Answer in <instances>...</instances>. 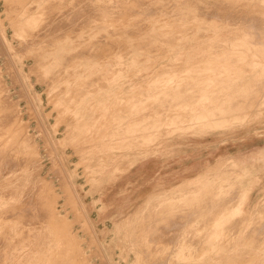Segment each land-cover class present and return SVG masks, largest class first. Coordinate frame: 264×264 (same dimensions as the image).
I'll return each instance as SVG.
<instances>
[{
    "label": "rangeland",
    "instance_id": "rangeland-1",
    "mask_svg": "<svg viewBox=\"0 0 264 264\" xmlns=\"http://www.w3.org/2000/svg\"><path fill=\"white\" fill-rule=\"evenodd\" d=\"M6 1L0 0V45L3 48L0 47V85L3 82L0 93L3 92L4 87L7 89L0 97L5 94L10 105L5 104L7 103L6 98L3 100L1 97L0 100L4 101V103L1 102L4 108L7 106L10 111L11 107L9 114L13 116L6 115L8 109H5V113L0 105V111L3 109L0 116L3 112L4 117L5 115L7 117L5 120L9 121L10 118V123L6 120L4 124V117H0V132H2L0 140L5 137L7 129H11V133L16 134L14 136L16 142L20 141V136L25 135L26 139L24 137L23 142L19 143L23 148L19 150V152L23 151L20 156L16 152L17 147L14 151L11 145L13 141H10L9 145L13 147L10 150L14 151V154H12L13 151L10 153L11 159L6 154L10 151L5 150L7 143L0 142L2 144L0 151L1 149L5 151L0 153V175L3 174L0 176V248L3 244L0 249V258H2L0 263L15 264L17 261L16 264L19 262V264H66L68 261L69 264L70 262H73L72 264H171V262L172 264H264V49L262 47L264 45V0H146L147 2L140 0L143 6L137 0L135 4L133 0H113L115 3L113 5L112 0H103L105 4L102 0L99 2L98 0H82V2L76 0V4L79 3L77 5L70 4L73 0H8V3ZM15 1H19L18 5ZM85 1L88 8H86ZM93 2L95 8L92 5ZM50 4L52 9L57 7L54 6L55 4H60L62 10L57 7L52 14ZM136 4L141 5V8ZM167 4V9L163 11L161 7ZM67 6L70 7H68L69 10ZM26 7L29 10H25ZM41 7L44 11L50 8V13L46 10L43 18ZM83 7L86 8L84 13L87 14L80 13L84 10ZM146 7H148L146 11L150 9L151 12L153 9L154 14L150 15L149 11L146 12ZM65 8L67 10L63 14L62 11ZM108 8L113 13V16L108 13V17L110 15L111 18L113 17L112 19L109 17L112 22L108 17V21L104 20L103 16H101L103 20L99 21L100 17L96 18L98 17L97 12L101 10V15H103V12H108ZM132 8L138 12L131 13ZM39 9L42 10L41 15ZM75 9L79 12L77 13ZM113 9L117 10L115 14ZM192 9L195 11L193 12ZM118 10L121 15L118 14ZM141 10L142 12H139ZM125 11H129L130 14L128 12L127 14L132 16L125 14V18ZM90 12L96 16L94 17V14ZM199 12L201 15L198 16ZM79 13L82 17H79ZM207 14H209L208 17ZM46 15L49 17V22H47ZM51 15L54 17L52 18ZM73 15L77 16L79 26L77 23H72L76 21ZM83 15L88 22L90 20V26L87 21H84ZM116 15L120 16V20L123 17L124 21L122 20L121 23L118 18L115 20ZM202 15L203 19L201 18L202 21H200L199 17ZM55 16L56 19H54ZM66 16L69 18L71 16L72 21ZM180 16H182L183 24H180ZM29 17H31L30 20L36 22L34 21L31 25V29L34 30L33 32L31 30V34H33L30 35L29 32L30 37L26 38L25 35L28 30L30 31V25L27 24H31ZM59 19L63 24L67 22L68 26L73 25L65 29L66 25L62 24V26ZM79 19L84 24H80ZM166 19L168 21L170 19V22ZM114 20L116 23L113 22ZM133 20L135 26L140 25L141 30L140 27L133 26ZM184 20L187 23L189 20V24H184ZM130 21L133 22L129 23ZM37 22L40 27L39 24L35 26ZM138 22L143 26V22L147 23L143 27ZM51 24L53 28L50 29ZM128 24L129 27L132 26L130 31L129 28L127 29ZM18 25L21 30L23 29L22 31ZM75 25L78 27L76 28ZM45 26L48 30H44ZM57 26L64 30H59ZM134 28L138 31H133ZM35 29L39 31L35 33ZM72 29L76 31L73 32ZM49 30L50 32L54 30V34L57 32L59 38L49 36ZM109 30H113L114 33L110 34ZM14 31L22 36L25 35L23 37L16 35ZM43 31L46 33L42 35ZM178 31L182 33H177ZM254 31L259 35L262 33L261 36L257 38L258 34L253 33ZM38 33L41 35L39 41L35 39L39 38ZM176 33L178 38L174 37ZM50 34H53V31ZM159 34H161L160 38ZM163 35H167L165 39L171 40L172 43L169 41L166 44ZM155 37L158 39V44ZM147 39H151L149 42L152 41L153 46L160 44L159 48L155 46L156 49L150 45ZM142 41L145 44H142ZM253 43L257 47H254ZM110 45L113 49H110ZM138 46L139 49H137ZM145 46H150L151 50L155 49L154 51L157 52L150 50L147 53L149 48ZM68 48L70 50L67 51ZM244 48L247 49L244 50ZM258 49L260 51L256 52ZM99 50L103 53L99 54ZM258 53L263 54L262 59ZM222 58L225 61L221 62ZM60 59L65 60L69 71H75L69 84H64L62 81L59 83L58 78V82L53 81L56 70H52L51 67L54 68L57 61L60 63ZM199 62L202 64L198 66ZM205 63L206 65H203ZM247 64L248 67H246ZM103 70L107 75L102 72ZM99 75L102 80L97 81V87L95 85L94 89L93 85ZM92 76L93 80H91ZM160 78L163 80L160 81ZM260 78L263 80L261 81ZM255 83L258 84L257 89L259 90H255ZM20 84L23 85L20 87ZM259 84L263 87L261 88ZM22 87L24 91L21 90ZM193 87L198 91H194ZM186 92L189 96L192 95V99ZM173 101L175 103L181 101L180 106ZM13 107L17 112V117H15ZM160 108L165 111L158 110ZM12 118H14L13 122ZM16 118H20L19 122ZM4 126L7 128L5 129ZM179 138H187L190 141L189 147L187 146L189 148L187 153L190 154L188 163L195 168V173L190 174L188 180L209 168L211 170L187 188L181 187L182 191L186 190V192L162 194L161 196L138 193L137 177L128 176L134 171L131 169L133 165L146 160L154 150L160 148L159 146L175 143ZM28 141L34 148L29 144L32 149L29 150L28 147V150L25 149ZM19 145L17 143L18 149ZM26 151L29 153L28 159ZM22 156L26 159L23 157L24 160L21 161ZM1 159H5L6 165L1 162ZM225 160H232L233 164L224 162ZM12 162H15L14 165ZM17 162L20 167L22 166L21 170ZM16 164L19 167L17 170ZM10 168L12 174L9 172ZM5 169L8 170L9 177ZM22 169L23 172H21ZM17 174L21 175L18 177ZM5 177L14 179H7L10 182H3L6 180ZM147 191L150 193L151 189ZM22 192H25L27 197H22L25 195ZM20 195L23 204L25 205V202L27 204L25 205L27 210L22 203H19ZM214 200H216L215 203ZM226 200L229 202L226 203ZM14 201L17 204L13 206ZM27 201L30 203L28 204ZM8 204L12 206L9 207ZM207 205L211 209L208 210ZM217 205L221 206V210ZM11 207L13 210L9 209V211L8 208ZM43 207L48 211L43 210ZM47 207L51 208V212ZM28 208L35 216L30 215ZM169 210L171 212L168 215ZM9 212L11 214L7 217ZM47 212L49 215H46ZM43 213L45 216L41 217ZM12 214L17 217V221L12 218ZM21 217H25L24 220L22 219L23 222H21ZM184 217L187 220H184ZM231 217H233V225L229 224L228 228ZM28 221L30 224L27 223ZM157 221H160V224ZM184 221L187 225L185 227L180 225L181 223L184 225ZM188 221L191 224H188ZM18 222H21L23 228L25 227L23 224L28 225L23 232L20 231L22 227ZM165 222L171 225L167 226ZM17 223L20 226L19 230L18 225L15 226ZM145 223H147L146 229H150L149 234L146 229H143ZM209 223L213 226L211 227L212 224L209 225ZM12 224L14 226H12L11 233ZM2 225H5L4 227L9 225V230L7 227L4 229ZM152 225L156 228L151 229ZM148 226L151 227L147 228ZM173 227L174 230H172ZM168 228L170 231H179L177 235L172 232V240H170L171 233ZM216 229L218 235L214 232ZM2 230L4 234L8 232L10 236L3 234L4 237H2ZM15 230L20 235H24V239L20 236L22 241L18 239L19 233L18 236L17 233L16 235L15 232L13 233ZM30 230L34 239L31 238L33 235L30 234ZM154 231L161 236L159 237L158 233L156 235ZM168 231L169 238L167 237ZM252 234L255 236L251 237ZM69 237L70 240H67ZM1 238L6 244L2 243ZM156 239L159 242L156 243ZM17 242L22 243L24 247L13 252L11 248ZM151 244L153 246L151 249L155 250V253L153 250L150 251ZM155 244H158L161 249L159 250ZM33 247L36 249H31V251L30 248ZM77 248L80 250L75 251ZM69 252L74 256L77 254L74 257L76 262ZM64 260H67L66 263Z\"/></svg>",
    "mask_w": 264,
    "mask_h": 264
},
{
    "label": "bare ground",
    "instance_id": "bare-ground-1",
    "mask_svg": "<svg viewBox=\"0 0 264 264\" xmlns=\"http://www.w3.org/2000/svg\"><path fill=\"white\" fill-rule=\"evenodd\" d=\"M78 1H79V0H78ZM80 1L82 2V0H80ZM99 1H100V0H98V2H99ZM128 1H130V0H128ZM135 1H136V0H133L134 4H135ZM137 1H138V3H139L140 0H137ZM137 1H136V2H137ZM142 1H143V0H142ZM145 1H146V0H144V2H145ZM147 1H148V0H147ZM147 1H146V2H147ZM152 1H154V0H152ZM152 1H151V2H152ZM4 2H5V1H4ZM6 2L8 3V0H7ZM15 2H16V4L18 5V2H19V1H18V2L15 1ZM81 2H80V4H81ZM11 3H12V2H11ZM13 3H14V2H13ZM13 3H12V4H13ZM55 3H56V2H55ZM66 3H67V1H66ZM66 3H64V4H66ZM102 3H103V0H102ZM106 3H107V1H106ZM113 3H114V2H113V0H112V5H113ZM124 3H125V1H124ZM124 3H123V4H124ZM140 3H141V1H140ZM51 4H54V3L51 2ZM51 4H50V6H51ZM61 4H62V2H61ZM70 4H74V5H75V4H76V0H75V2H74V0H73V2H71ZM77 4H79V3H77ZM77 4H76V5H77ZM93 4H94V2L92 3V5H93ZM96 4H97V3H96ZM103 4H105V2H104ZM114 4H115V3H114ZM116 4H117V3H116ZM120 4H122V3H120ZM141 4H142V6H143V2H142ZM165 4H166V3H165ZM5 5H7V4H5ZM58 5H59V6H58ZM58 5L55 4L54 6H55V7L57 6V7L61 8L60 4H58ZM66 5H67V4H66ZM85 5H86V8H88V5H87L86 1H85ZM107 5H108V3H107ZM112 5H111V6H112ZM145 5H146V4H145ZM173 5H174V4H173ZM10 6H11V5H10ZM62 6H64V5H62ZM78 6H79V5H78ZM80 6H81V5H80ZM80 6H79V8H80ZM82 6H84V5L82 4ZM82 6H81V8H82ZM101 6H102V4H101ZM103 6H104V5H103ZM134 6H135V5H134ZM136 6H139V7H140L141 5H137V4H136ZM160 6H161V5H160ZM167 6H168V4L165 5L164 7H161V8H163L162 10L164 11L165 8L167 9ZM7 7H8V6H7ZM11 7H12V6H11ZM19 7H20V6H19ZM33 7H34V6H33ZM33 7H32V8H33ZM57 7L54 8V9H52L53 7L51 6V9H52V10H50V8H49V9H45V11H46V10H48V11L50 10V11H52V14H54V13H53V10L56 11V10H57ZM64 7H66V6H64ZM64 7H63V9H64ZM68 7H69V6H67V9H68ZM73 7H74V6H73ZM93 7H94V5H93ZM112 7H113V6H112ZM30 8H31V7H30ZM32 8H31V9H32ZM44 8H45V7H44ZM59 8H58V10H59ZM69 8H70V7H69ZM83 8H84V10H83L82 12H80V13H82V14H87L86 12L84 13V11L86 10V8H85V7H83ZM94 8H95V7H94ZM114 8H115V7H114ZM140 8H141V7H140ZM168 8H169V7H168ZM9 9H10V7H9ZM11 9H12V8H11ZM13 9H14V8H13ZM24 9H25V10H29V8L27 9V7L24 8ZM41 9H43V8L41 7ZM41 9H39V10H40V11H39V14H40V12L42 11ZM67 9L65 8V10L62 11V13L64 14V12H65ZM73 9H74V8H73ZM89 9H90V8H89ZM100 9H101V7H100ZM100 9H98V10H100ZM110 9H111V8H110ZM143 9H144V8H143ZM143 9H142V10H143ZM146 9H148V7L145 8V11H146ZM61 10H62V8H61ZM68 10H69V9H68ZM71 10H72V8H71ZM75 10H76V12H77V11L79 12V10H77V9H75ZM87 10H88V9H87ZM91 10H92V9H91ZM91 10H90V11H91ZM98 10H97V11H98ZM135 10H136V9H133V8H132V9H131L132 12H131V11H130V12H131V13L134 12V14H136V12H138V11H137V10L135 11ZM138 10H139V9H138ZM142 10L139 11V12H142ZM152 10H153V9H152ZM152 10H151V12H150V9H149V10H148L149 12H148V11H146V12L150 13V15H151V13L154 14V12H152ZM162 10H161V11H162ZM193 10H194V9H192V11H193ZM227 10H228V9H227ZM227 10H225V11H227ZM22 11H23V10H22ZM45 11H44V9H43V12L41 13L42 15L40 14V15L42 16V18H43V16H44L43 14L45 13ZM50 11H49V13H50ZM80 11H81V9H80ZM93 11H95V10H93ZM97 11H96V12H97ZM103 11H104V8H103ZM113 11H114V14H115L117 10L113 9ZM119 11H120V10H118V14L121 13V12H119ZM143 11H144V10H143ZM174 11H175V10H174ZM194 11H195V10H194ZM194 11H193V12H194ZM209 11H210V10H209ZM213 11H214V10H213ZM213 11H212V12H213ZM10 12L12 13V11H10ZM14 12H15V11H14ZM57 12H58V11H57ZM60 12H61V11L59 10V13H60ZM72 12H73V11H72ZM72 12H69V13H72ZM78 12H77V13H78ZM122 12H123V11H122ZM127 12L129 13V11H127ZM127 12L125 11L124 15H125V14L128 15ZM146 12H145V14H146ZM169 12H170V11H169ZM169 12H168V13H169ZM221 12H223V11H221ZM230 12H231V11H230ZM263 12H264V11H263ZM25 13H27V12L25 11ZM74 13H75V12H74ZM77 13H76V15H77ZM80 13H79L78 15H79V17H82V16L80 15ZM90 13L92 14L93 12H90ZM97 13H98V14H97L98 17H96V18H99V17H100L99 21H101V19H102L101 16H103V18H105L104 20H107V21H108V19H107V17H108V13L111 14V15L113 16V13H112V11H109V8H108V12H107V11L103 12V15H101V10L98 11ZM105 13H107V15H104ZM158 13H159V12H158ZM161 13H163V12H161ZM186 13H187V11H186ZM196 13H197V12H196ZM199 13H200V12H199ZM207 13H208V12H207ZM55 14H56V13H55ZM57 14H58V13H57ZM93 14H94V13H93ZM93 14H92V15H93ZM99 14H100V15H99ZM129 14H130V13H129ZM170 14H171V13H170ZM190 14H191V13H190ZM212 14H213V13H211V15H212ZM7 15H8V13H7ZM21 15H22V14H21ZM36 15H37V13H36ZM36 15H34L35 17H34V16H33V17L36 18ZM69 15H70V14H68V16H69ZM111 15H110V16H111ZM120 15H121V14H120ZM126 15H125V18H126ZM156 15H158V14L156 13ZM184 15H185V14H184ZM191 15H192V14H191ZM195 15H196V14H195ZM199 15H201V13L198 14V16H199ZM205 15H206V13L204 14V16H205ZM208 15H209V14H207V17H208ZM221 15H222V13H221ZM41 16H40V19H41ZM49 16H50V15H49ZM62 16H63V15H62ZM83 16H84V21H87L88 19H86L85 15H83ZM86 16H87V15H86ZM95 16H96V15L94 14V17H95ZM110 16H109V17H110ZM128 16L130 17V16H132V15H128ZM161 16H162V14H161ZM171 16H172V15H171ZM182 16H183V15H182ZM182 16L179 17L180 20H181ZM186 16H187V15H186ZM47 17H48V16L46 15L47 22H49V20H48L49 17H48V18H47ZM51 17L53 18L54 16L51 15ZM66 17H67V16H66ZM73 17H76V21L78 20V19H77V16H74V15H73ZM79 17H78V18H79ZM87 17L89 18V16H87ZM109 17H108V18H109ZM119 17H120V16H119ZM119 17H118V15H116V18H115V16H114L115 20L118 18V19H119V22H121V21L123 20V17H122V20H120ZM156 17H157V16H156ZM184 17H185V16H184ZM184 17H183V19H184ZM188 17H189V15H188ZM188 17H187V18H188ZM194 17H195V16H194ZM202 17H203V15H202L201 17H199V18H200V21H202V19H203ZM223 17H224V15H223ZM30 18H31V17H29V19H28V18H27V19L30 20ZM34 18H33V19H34ZM37 18H38V17H37ZM44 18H45V17H44ZM57 18H58V15H57ZM67 18H69V17H67ZM90 18H91V17H90ZM110 18H111V17H110ZM110 18H109V20H110ZM112 18H113V17H112ZM112 18H111V19H112ZM125 18H124V19H125ZM159 18H160V17H159ZM179 18L177 17V19H179ZM195 18L198 20L197 17H195ZM201 18H202V19H201ZM54 19H56V16H55ZM69 19H71V21H72L71 16H70ZM81 19H82V18H81ZM85 19H86V20H85ZM118 19H117V20H118ZM128 19H129V18H128ZM167 19H168V18H167ZM167 19H166V20H167ZM185 19H186V17H185ZM206 19H207V18H206ZM208 19H209L210 21L212 20V19H210V17H209ZM208 19H207V21H208ZM36 20H37V19H36ZM42 20H43V19H42ZM42 20H41V21H42ZM44 20H45V19H44ZM51 20H53V19H51ZM59 20H60V19H59ZM59 20H58V21H59ZM73 20H75V19H73ZM102 20H103V19H102ZM115 20H114L113 22L116 23ZM129 20H130V19H129ZM140 20H141V19H140ZM180 20H179V21H180ZM190 20H191V18H190ZM194 20H195V19H194ZM222 20H223V18H222ZM230 20H231V19H230ZM16 21H17V19L15 20V22H16ZM34 21H35V20H30L31 24H30V23H27V24L30 25V27H29V28H30V31L28 30L27 35L24 34V35L26 36V38H27V36L30 37V35L33 34V33L31 34V30H32V32L34 31L33 29H31V25H32V23H33ZM58 21H57V22H58ZM60 21L62 22V20H60ZM60 21H59L58 23H60ZM65 21H66V19H65ZM69 21H70V20H68V22H69ZM76 21H74V22L72 21V23H73V24H75V23L78 24V21H77V22H76ZM79 21H80V22H79L80 24H84V23H81V20H80V19H79ZM82 21H83V20H82ZM99 21L97 20V22H99ZM110 21H111V20H110ZM110 21H109V22H110ZM123 21H124V20H123ZM126 21H127V20H126ZM133 21H134V20H133ZM133 21H132V22H133ZM137 21H138V19L136 20V22H137ZM167 21H168V20H167ZM171 21H172V20H171ZM215 21H216V20H215ZM23 22H24V21H23ZM26 22H27V21H26ZM35 22H36V21H35ZM39 22H40V20H39ZM47 22L45 21L46 25H47ZM87 22H88V21H87ZM93 22H94V20H93ZM111 22H112V21H111ZM117 22H118V21H117ZM119 22H118V24H119ZM132 22L130 21L129 23H132ZM168 22H170V19H169ZM182 22H183V20L180 21V24H181ZM184 22H185V20H184ZM198 22H199V21H197V23H198ZM213 22H214V20H213ZM228 22H229V21H228ZM17 23H18V22H17ZM17 23H15V24H17ZM41 23H43V22H41ZM45 23H44V25H45ZM53 23H54V21H53ZM66 23H67V22H65V24H63V22L61 23V25H62V24H63V25H66V28H65V29H67V27H68V29H69V26H70V25H73V24H69V26H68ZM70 23H71V22H70ZM121 23H122V22H121ZM138 23H139V22H138ZM146 23H147V22H146ZM146 23L143 22L144 26H145ZM186 23H187V22H185L184 24H186ZM194 23H195V22H194ZM202 23H203V22H202ZM205 23H206V20H205ZM219 23H220V22H219ZM236 23H237V22H236ZM236 23H235V24H236ZM0 24H1V21H0ZM15 24H14V25H15ZM21 24H22V23H21ZM21 24H20V25H21ZM24 24H25V23H24ZM38 24H39L38 22H37V24L35 23V26L38 25ZM55 24H56V22H55ZM77 24H76V25H77ZM118 24H117V25H118ZM132 24H134V25H133L134 27H137V26H135V21H134V23H132ZM139 24H141V26H143L142 23H139ZM182 24H183V23H182ZM188 24H189V20H188L187 25H188ZM216 24H218V22H217ZM20 25H18V27H19ZM42 25H43V24H41V27H42ZM52 25H53V24H51L50 29H51ZM56 25H59V24H56ZM56 25H55V26H56ZM63 25H62V26H63ZM76 25H75V26H76ZM114 25L116 26V24H114ZM114 25H113V27H115ZM119 25H120V24H119ZM136 25H138V24L136 23ZM26 26H27V25H26ZM62 26H61V27H62ZM78 26H79V24H78ZM78 26H76V28H77ZM88 26H90V20H89V22H88ZM127 26H128L127 29L129 28L128 30L130 31V30L132 29V26L129 27V24H128ZM144 26H143V27H144ZM231 26H232V25H231ZM32 27H33V26H32ZM39 27H40V24H39ZM43 27H44V26H43ZM43 27H42V28H43ZM57 27H58L59 30H64V28H59V26H57ZM138 27H140V25H139ZM138 27H137V28H138ZM185 27H187V26L185 25ZM192 27H193V26H192ZM263 27H264V26H263ZM36 28H37V27H36ZM42 28H41V29H42ZM46 28H47V27L45 26L44 30H45ZM52 28H53V27H52ZM54 28H55V27H54ZM76 28H75V29H76ZM82 28H83V27H82ZM130 28H131V29H130ZM14 29H15V28H14ZM19 29H20V27H19ZM55 29H56V28H55ZM58 29H57V30H58ZM75 29H74V30L72 29V31H73V32L76 31ZM121 29H122V28H121ZM141 29H142V28L140 27V30H141ZM185 29H187V28H185ZM253 29H254V28H253ZM261 29H262V27H261ZM261 29H259V30L262 31ZM15 30H16V29H15ZM17 30H18V28H17ZM20 30H21V29H20ZM22 30H23V29H22ZM22 30H21V31H22ZM36 30H37V31H36ZM46 30H48V29H46ZM57 30H56V31H57ZM59 30H58V32H60ZM128 30H127V31H128ZM180 30H181V29H180ZM38 31H39L38 29H35V33L38 32ZM52 31H53V34H54V30H52ZM52 31H51V32H52ZM133 31H136V32H137L138 30H137V29L135 30V28H134ZM133 31H131V32H133ZM181 31H182V30H181ZM183 31H184V30H183ZM183 31H182V32H183ZM255 31H256V30H255ZM255 31H254L253 33H255ZM29 32H30V35H28ZM48 32H50V30H49ZM51 32H50V33H51ZM182 32H179V31H178L177 33H182ZM262 32H263V31H262ZM14 33H15L16 35L18 34V33L15 32V31H14ZM23 33H25V32H23ZM44 33H46V32L43 31V32H42V35H43ZM50 33H49V34L47 33V34H48L49 36L52 35V37H53V36H57V37H58V35H59V34H57V32H56L57 35H56V34L53 35V34H50ZM109 33L111 34V33H114V32H113V30H112V31L109 30ZM115 33H117V32H115ZM177 33L174 35V37H176ZM47 34H46V36H48ZM61 34H62V33H61ZM61 34H60V37H61ZM67 34H68V32H67ZM129 34H130V33H129ZM131 34H132V33H131ZM255 34L257 35L258 32L255 33ZM255 34H254V36H256ZM261 34H262V33H261ZM261 34H260V35L258 34V36H256V37H257V38L260 37ZM18 35H20V34H18ZM24 35H23V36H24ZM34 35H36V34H34ZM37 35L39 36V38L37 37V38H35V39H37V41L41 40V35H40L39 33H38ZM62 35H63V34H62ZM159 35H160V36H159ZM159 35H158V36H159V38H160V37H161V34H159ZM170 35H171V37H173L172 34H170ZM179 35H180V34H179ZM198 35H200V34H198ZM3 36H4V34H3ZM20 36H22V35H20ZM23 36H22V37H23ZM165 36H167V35H163L164 40H166V39H165ZM204 36H205V35H204ZM31 37H32V36H31ZM34 37H35V36H34ZM43 37H44V36H43ZM68 37H69V36H68ZM70 37H71V36H70ZM101 37H102V35H101ZM101 37H100V38H101ZM103 37H104V36H103ZM171 37H169V35H168V38L171 39ZM174 37H173L172 39H174ZM198 37H199V36H198ZM198 37H196V38L198 39ZM200 37H201V35H200ZM24 38H25V37H24ZM26 38H25V40H26ZM54 38H55V37H54ZM58 38H59V37H58ZM168 38H167V39H168ZM176 38H178V36H177ZM248 38H249V36H248ZM252 38H253V37H252ZM22 39H23V38H22ZM42 39H43V38H42ZM105 39H106V38H105ZM151 39H153V38H151ZM151 39H149V40H151ZM156 39H157V37H155V41H156V43H157L158 39H157V40H156ZM260 39H261V38H260ZM260 39H259V41H260ZM149 40L147 39L148 42H149ZM161 40H162V39H161ZM246 40H247V38H246ZM249 40H250V39H249ZM262 40H263V38H262ZM0 41H1V39H0ZM22 41H23V40H22ZM31 41H32V40H31ZM101 41H102V40H101ZM169 41L171 42V40H169ZM169 41L166 40L165 43L167 44ZM244 41H245V40H244ZM247 41H248V40H247ZM255 41H256V40H255ZM142 42H143V43H142ZM142 42H141L142 44H145L144 41H142ZM148 42H146V43H147V44L150 43V45L153 44V43L151 44L152 41L149 42V43H148ZM251 42H252V39H251ZM253 42H254V40H253ZM1 43H2V42H1ZM30 43H32V42H30ZM116 43H117V42H116ZM154 43H155V42H154ZM159 43H160V42H159ZM161 43H162V42H161ZM165 43H164V44H165ZM171 43H172V42H171ZM28 44H29V43H28ZM137 44H138V43H137ZM142 44H140V45H142ZM157 44H158V43H157ZM166 44H165V45H166ZM258 44H259V42H258ZM3 45H4V44H3ZM20 45L22 46V44H20ZM140 45H139V46H140ZM168 45H169V44H168ZM229 45H230V44H229ZM236 45H237V44H236ZM139 46H138L137 49L140 48ZM152 46H153V45H152ZM155 46H156V45H155ZM155 46H153V47H155ZM159 46H160V44H159ZM159 46L157 45L156 47L159 48ZM220 46H221V45H220ZM238 46H239V45H238ZM250 46H252V44H251ZM253 46H254V47H257V45H254V43H253ZM253 46H252V48H253ZM0 47H1V45H0ZM145 47H146V46H145ZM147 47L149 48V50L147 49V53H148V51H150L151 49H150V46H147ZM147 47H146V48H147ZM153 47H152V48H153ZM156 47H155V48H156ZM218 47H219V45H218ZM221 47H222V46H221ZM221 47H220V48H221ZM241 47H242V46H241ZM262 47H263V49H264V45H262ZM1 48H2V47H1ZM9 48H10V46H9ZM12 48H13V47H12ZM24 48H25V47H24ZM114 48H115V47H114ZM142 48H144L143 45H142ZM142 48H141L140 50H142ZM146 48H145V50H146ZM157 48H156V49H157ZM222 48H224V46H223ZM228 48H229V47H228ZM248 48H250V47H248ZM259 48H260V47H259ZM2 49H3V48H2ZM2 49H1V50H2ZM14 49H15V48H14ZM14 49H13V50H14ZM105 49H106V48H105ZM110 49H113V48H111V45H110ZM160 49H161V48H160ZM160 49H158V50L160 51ZM224 49H225V48H224ZM229 49H230V48H229ZM245 49H247V48H244V50H245ZM5 50H6V49H5ZM64 50H65V47H64ZM68 50H70V49L68 48L67 51H68ZM107 50H108V49H107ZM143 50H144V49H143ZM154 50H155V49H152L151 52L154 51ZM161 50H162V49H161ZM227 50H228V49H227ZM240 50H241V49H240ZM255 50H256V49H255ZM261 50H262V48H261ZM2 51H3V50H2ZM11 51H12V49H11ZM105 51H106V50H105ZM218 51H219V50H218ZM228 51H229V50H228ZM253 51H254V48H253ZM259 51H260V50L258 49V51H256V52H259ZM12 52H13V51H12ZM83 52H84V51H83ZM100 52H101V50L98 51L99 54H100ZM145 52H146V51H145ZM151 52H150V53H151ZM154 52H157V51H154ZM154 52H153V53H154ZM229 52H230V51H229ZM243 52H244V51H243ZM254 52H255V51H254ZM263 52H264V50H263ZM91 53H92V52H91ZM101 53H103V52H101ZM111 53H112V50H111ZM207 53H208V52H207ZM209 53H210V52H209ZM212 53H213V52H212ZM218 53H219V52H218ZM225 53H226V51L224 52V54H225ZM232 53H233V51H232ZM6 54H7V53H6ZM78 54H79V52H78ZM84 54H85V53H84ZM109 54H110V53H109ZM237 54H238V53H237ZM258 54H259V53H258ZM258 54H257V55H258ZM263 54H264V53H263ZM263 54H262V55L259 54L258 56H259L260 58H261V56H262V58H263ZM8 55H11V54H8ZM203 55H204V54H203ZM217 55H218V54H217ZM248 55H249V54H248ZM206 56H207V55H206ZM6 57H8V56L6 55ZM210 57H211V56H209V58H210ZM213 57H214V56H213ZM226 57H227V56H226ZM228 57H229V56H228ZM259 57H258V58H259ZM224 58H225V56H224ZM262 58H261V59H262ZM204 59H205V58H204ZM213 59H214V58H213ZM213 59H212V60H213ZM219 59H220V58H219ZM246 59H248V57H247ZM181 60H182V59H181ZM223 60H224V59L222 58V61H221V60H220V61L223 62ZM228 60H229V58H228ZM230 60H231V59H230ZM53 61H54V60H53ZM59 61H61V62L59 63V62L57 61V63L55 64V67H54V68L51 67L52 70H56V71H55V74H54L55 76L53 77V81H55V83H56V80H57V78H58V79H60V80H59V83H60V81H62V82H64V84H65V83L69 84V83L71 82L73 76L75 75V71H69V70H68L67 66L65 65V60L63 61V59H60ZM207 61H209L208 58H207ZM224 61H225V60H224ZM248 61L250 62V60H248ZM51 62H52V60H51ZM179 62H180V60H179ZM210 62H211V61H210ZM214 62H215V60H214ZM11 63H12V62H11ZM200 63H201V62H199V64L197 63V65L199 66ZM203 63H204V62H203ZM207 63H208V62H207ZM216 63H218V62L216 61ZM9 64H10V63H9ZM12 64H13V63H12ZM12 64H10V65L12 66ZM201 64H202V63H201ZM209 64H210V63H209ZM209 64H208V65H209ZM5 65H8V63H7V64L5 63ZM203 65H206V63L203 64ZM214 65H215V64H214ZM150 66H151V65H150ZM210 66H211V64H210ZM210 66H209V67H210ZM7 67H8V66H7ZM115 67H116V66H115ZM117 67H118V66H117ZM152 67H153V65H152ZM200 67H201V69H202V66H200ZM204 67H205V66H204ZM204 67H203V68H204ZM246 67H248V64H247ZM118 68H119V67H118ZM207 68H208V67H207ZM210 68H211V67H210ZM11 69H12V68H11ZM11 69H10V70H11ZM33 69H35V67H33ZM110 69H111V68H110ZM112 69H113V68H112ZM115 69H116V68H115ZM115 69H114V71H115ZM205 69H206V68H205ZM30 70H31V69H30ZM35 70H36V69H35ZM12 71H13V70H12ZM33 71H34V70H33ZM106 71H107V70H106ZM13 72H14V71H13ZM102 72H104V70H103ZM110 72H111V71H110ZM30 73H31V72H30ZM102 74H103V73H102ZM104 74L107 75L106 72H104ZM104 74H103V76H105ZM112 74H113V73H112ZM100 75H101V73H100ZM100 75L98 76V77H99V78H98L99 80L96 78L97 80H95L96 82H95L94 85H93V82L90 81V82L92 83L94 89H95V85H96V87H97V84H96V83H98L100 80H102V78H100ZM109 75H110V74H109ZM16 76H18V75H16ZM26 76H27V75H26ZM26 76H25V78H26ZM28 76H29V74H28ZM95 76H96V75H95ZM37 77H38V75H37ZM92 77H93V76H92ZM38 78H39V77H38ZM107 78H109V77H107ZM107 78H106V79H107ZM166 78H167V77H166ZM202 78H203V77H202ZM257 78H259V76H258ZM39 79H40V78H39ZM51 79H52V78H51ZM93 79H94V77L91 78V80H93ZM103 79H104V78H103ZM161 79H162V78H160V81H161ZM164 79H165V78H164ZM199 79H200V77H199ZM18 80H19V79H18ZM18 80H17V81H18ZM162 80H163V79H162ZM178 80H179V79H178ZM180 80H181V79H180ZM260 80H261V78H260ZM262 80H263V78H262ZM262 80H261V81H262ZM51 81H52V80H51ZM97 81H98V82H97ZM104 81H105V80H103V82H104ZM153 81H157V80H153ZM158 81H159V79H158ZM194 81H195V80H194ZM194 81H193V82H194ZM197 81H198V80H197ZM257 81H258V79H257ZM263 81H264V80H263ZM15 82H16V81H15ZM18 82H19V81H18ZM18 82H17V83H18ZM57 82H58V80H57ZM175 82H176V81H175ZM177 82H179V81H177ZM180 82H181V81H180ZM190 82H191V81H190ZM259 82H260V81H259ZM0 83H1V81H0ZM21 83H22V81H21ZM88 83H89V80H87V84H88ZM257 83H258V82H257ZM257 83H255V84H256V88H255V90H256L257 87H258V86H257V85H258ZM82 84H83V83H81V85H82ZM84 84H85V86L87 87V84H86V83H84ZM196 84H197V83H196ZM196 84H195V86H196ZM203 84H204V83H203ZM203 84H202V86H203ZM2 85H3V82H2V84L0 85V89H1L0 91H2V87H1ZM21 85H23V84H20V87H21ZM29 85L32 86L31 84H29ZM88 85H89V84H88ZM90 85H91V84H90ZM90 85H89V86H90ZM193 85H194V83H193ZM207 85H208V84H207ZM259 85H260V87L262 86V84H259ZM60 86H61V85H59V87H60ZM98 86H100V84H98ZM204 86H205V85H204ZM83 87H84V86H83ZM86 87H85V88H86ZM262 87H263V86H262ZM262 87H261V88H262ZM23 88H24V87H22L21 90H23ZM85 88H84V89H85ZM87 88H88V87H87ZM191 88H192V87H191ZM193 88H194V89H193L194 91H198V90H195V87H193ZM199 88H201V86H200ZM261 88H260V89H261ZM6 89H7V88L4 87L3 92H4V90L6 91ZM90 89H91V87H90ZM196 89H197V88H196ZM202 89L204 90V88H202ZM202 89H201V90H202ZM207 89H208V87H207ZM209 89H210V88H209ZM257 90H259V89H257ZM23 91H24V90H23ZM79 91H80V90H79ZM191 91H192V90H191ZM204 91H205V90H204ZM3 92H1L0 95L3 94ZM252 92H254V91H252ZM258 92H259V91H258ZM260 92H261V90H260ZM173 93H174V92H173ZM186 94H187V92H186ZM187 95H188V94H187ZM187 95H186V96H187ZM249 95H250V94H249ZM7 96H8V95H7ZM188 96H189V95H188ZM188 96H187V97H188ZM196 96H197V95H196ZM1 97H2L3 100H5L4 98H6V95L4 94V95H2ZM1 97H0V99H1ZM36 97H37V96H36ZM179 97H180V96H179ZM183 97H184V96H183ZM190 97H191V99H192V95H190L189 98H190ZM194 97H195V96H194ZM174 98H175V97H174ZM184 98H185V97H184ZM198 98H199V97H198ZM200 98H201V96H200ZM202 98H203V97H202ZM7 99H8V97L6 98L5 101H7ZM194 99H195V98H194ZM3 100H0V105H1V104L4 105V104H3V103H4ZM175 100H176V98H175ZM185 100L188 101L189 99H188V100L185 99ZM185 100H184V101H185ZM1 102H3V103H1ZM11 102H12V101H11ZM147 102L149 103V100H148ZM173 102H174V101H173ZM180 102H181V101H179L178 103L176 102V103L179 104V106H180ZM255 102H256V101H254V103H255ZM12 103H13V102H12ZM148 103H144V104L147 105ZM174 103H175V102H174ZM176 103H175V104H176ZM5 104L8 105L9 102L7 101V103L5 102ZM177 104H176V105H177ZM182 104H183V103H182ZM182 104H181V105H182ZM2 105H1V108H4ZM9 105H10V104H9ZM138 105L141 106L142 104H141V105L138 104ZM170 105H171V104H170ZM172 105H174V104H172ZM11 106H12V104H11ZM14 106H15V104H14ZM135 106L137 107V105H135ZM139 106H138V107H139ZM142 107H143V106H142ZM168 107H170V106H168ZM1 108H0V109H1ZM6 108L8 109V110H7V113H6V111H5ZM13 108H14V107H13ZM13 108H12V111H13ZM162 108H163V107H162ZM162 108H160V109H158V110H163ZM16 109H17V108H16ZM142 109H143V108H142ZM2 110H3V109H2ZM2 110H1V111H2ZM139 110H140V108L138 109V111H139ZM1 111H0V112H1ZM4 111H5L6 115H7V114L10 115L9 112L11 111V107H10V111H9V107L5 106ZM163 111H165V110H163ZM237 111H238V110H237ZM14 112H15V108H14ZM135 112H136V110H135ZM158 112H159V111H158ZM12 113H13V112H12ZM15 113H16V115L14 114L15 117H17V112H15ZM155 113H157V111H156ZM159 113H161V111H160ZM159 113H158L157 115H159ZM6 115H5V117H6ZM1 116L4 117V113H3V112L1 113ZM1 116H0V117H1ZM10 116H13V114H11ZM153 116L155 117L156 115H153ZM2 117H1V118H2ZM5 117H4V120H5ZM6 118H7V117H6ZM13 119H14V118H12V122H13ZM16 119H17V121L20 120V118H19V119L16 118ZM6 120H7V122H9V121H10V118H9V121H8V119H6ZM6 120H5V123H4V124H6ZM17 121H16V125H17V127H18ZM3 122H4V121H3ZM18 122H19V121H18ZM9 123H10V122H9ZM1 124H2V123H1ZM20 125H21V124H20ZM0 126H1V125H0ZM2 127H3V126H2ZM2 127H1V128H2ZM5 127H6V126H4V128H5ZM151 127H153V126H151ZM155 127H156V125H155ZM6 128H7V127H6ZM6 128H5V129H6ZM20 128H21V127H20ZM148 128H149V127H148ZM5 129H4V130H5ZM142 130H143V129H142ZM0 131H1V130H0ZM2 131H3V129H2ZM22 131L24 132V130H22ZM14 132H15V131H14ZM23 132H22V133H23ZM0 133H2V132H0ZM19 135H20V134H19ZM19 135H18V136H19ZM26 135H27V134H26ZM1 136H2V135H1ZM14 136H16V134L14 135L13 132L11 133V129H10V130L7 129V131L5 132V137L3 138V140H0V142L3 141V142H6V143L8 144V150H7V144H6V147H5V150H6V151H9V150L11 149V147H12L11 145H13V147H14L13 150H14V151H16V150H15V147H17L16 149H17L18 151H16V152H18V155L20 156V153L23 154V151L21 150L22 152H21V151L19 152V150H20V149H23V148H22V146L19 145V143L22 141V139L25 137V135H24V136H20L21 139H20V141H18V142H16V140H15L16 137L14 138ZM137 138H138V137H137ZM18 139H19V138H18ZM24 139H26V137H25ZM27 139H28V137H27ZM10 141H13L11 145H9V144L11 143ZM14 141H15V144H14ZM24 141H25V140H24ZM3 142H2V143H3ZM8 142H9V143H8ZM22 142H23V141H22ZM31 142H32V141H31ZM17 143H18V145L20 146L19 149H18ZM29 144L32 146V143H29V141H28V143H27L28 146H26V148H25L26 150H28V149H29V150L32 149V148H30ZM15 145H16V146H15ZM1 146H2V144H0V147H1ZM9 146H10V148H9ZM13 147H12V148H13ZM27 147H28V149H27ZM32 147H33V146H32ZM33 148H34V147H33ZM13 150H10L9 152L6 153L7 156L9 155L8 158H10V159L12 158V157H10V156H11L10 153H11ZM34 150H35V149H34ZM34 150H33V151H34ZM1 151H4V150L1 149ZM1 151H0V153H1ZM14 151H13L12 154H14ZM4 152H5V151H4ZM4 152H3V154H5ZM26 152H27V151H26ZM31 153H32V150H31ZM35 153H36V150H35ZM32 154H34V152H33ZM3 156H4V155H2V157H3ZM7 156H6V158H7ZM27 156H29V153H28V152H27L26 158H27ZM36 156H37V155H35V157H36ZM0 157H1V156H0ZM14 157H15V155H14ZM23 157L25 158V156H22V158H23ZM3 158H4V157H3ZM6 158H5V159H6ZM16 158H17V157H16ZM22 158L20 159L21 161L24 160V158H23V159H22ZM26 158H25V159H26ZM33 158H34V157H33ZM33 158H32V159H33ZM36 158H37V157H36ZM5 159H1V162L5 163ZM13 159H14V158H13ZM18 159H19V157H18ZM27 159H28V158H27ZM29 159H31V158L29 157ZM8 160H9V159H8ZM8 160H7V161H8ZM16 160H17V159H16ZM20 160H19V161H20ZM33 160H34V159H33ZM33 160H31V162H33ZM14 161H15V159H14ZM17 161H18V160H17ZM21 161H20V164H21ZM25 161H26V160H25ZM25 161H24V162H25ZM35 161H36V160H35ZM8 162H9V161H8ZM26 162H27V161H26ZM224 162H227V163L231 162L230 164H233V161H232V160H225ZM6 163H7V162H6ZM6 163H5V165H6ZM10 163H11V162H10ZM10 163H8V164H10ZM12 163H13V165H14L15 162H12ZM17 164H18L19 167H20L19 162H17ZM17 164H16V166H17V167H16V170H17V168L19 169V167H18ZM10 165H11V164H10ZM21 165H22V164H21ZM27 165H28V162H27ZM3 166H4V164H3ZM29 166H30V164H29ZM5 167H7V166H5ZM21 167H22V166H21ZM21 167H20V170H21ZM26 167H27V166H26ZM11 168H13V166H12ZM11 168H10V170H9L10 174H12V173H11V171H12ZM7 169H9V168H7ZM25 169H26V168H25ZM5 170H6V169H5ZM27 170H28V169H27ZM210 170H211V169L209 168V169L205 170V172L200 173L199 175H197V176H195V177H193V178L187 180L186 185H185V186H182V187H186V188H187V186L190 185L191 183H193V182H195V181H198V180L202 179V178L204 177V175H206ZM23 171H24V170L22 169L21 172H23ZM1 172H2V171H1ZM7 172H8V170H6V174H7ZM9 172H8V177H9V175H10ZM14 172H15V171H14ZM14 172H13V173H14ZM21 172H20V173H21ZM3 173H4V172H3ZM18 173H19V172H18ZM6 174H5V175H6ZM1 175H3V174H1ZM1 175H0V176H1ZM17 175H18V174H17ZM20 175H21V174H20ZM20 175H18V177H19ZM22 175H23V174H22ZM8 177H7V178L5 177L6 180H3V182L7 181V179H11V178H12V176H11V178H8ZM15 177H16V176H15ZM16 178H17V177H16ZM20 178H21V177H20ZM13 179H14V178H13ZM13 179H11V180H13ZM8 181H9V180H8ZM8 181H7V182H8ZM9 182H10V181H9ZM12 182H13V181H12ZM4 184H5V183H4ZM26 186H27V185H26ZM23 191H24V190H23ZM27 192H28V191H27ZM176 192H177V193H179V192L181 193V192H186V190L182 191L181 188H178V189L175 190V191L172 190V192H171L170 194H166V193H164V194H166V195H171V194H174V193H176ZM20 193H21V192H20ZM28 193H29V192H28ZM28 193H27V195H28ZM22 194H25V192H22ZM1 197L3 198V196H1ZM22 197H27V196H26V194H25V195L22 196ZM22 197H21V195H20V199H21ZM28 197H29V196H28ZM2 198H1V199H2ZM4 199H5V198H4ZM18 199H19V197H18ZM20 199H19V203H20V204L22 203V205H23L24 207H26V206H25V205H27L26 202H25V205H24V204H23L24 202H22V199H21V202H20ZM27 199H29V198H27ZM10 200H11V199H10ZM148 200H149V199H148ZM221 200H222V199H221ZM224 200H225V199H224ZM224 200H223V201H224ZM24 201H25V199H24ZM29 201L31 202V199H30ZM227 201H228V200H226V203H227ZM14 202H15V203L12 204L13 206H14V204H15V205L17 204L16 201H14ZM27 202H28V201H27ZM30 202H28V204H29ZM40 202H41V201H40ZM43 202H44V201H42V203H43ZM45 202H46V200H45ZM213 202L215 203L216 200H214ZM218 202H220V201L218 200ZM218 202H217V203H218ZM228 202H229V201H228ZM207 203L209 204V201H208ZM214 203H213V204H214ZM219 204H220V203H219ZM8 205H9V204H8ZM12 205H9V207L12 206ZM171 205H172V204H171ZM224 205H225V202H224ZM232 205H235V204L232 203ZM6 206H7V205H6ZM42 206H44V205L42 204ZM207 206H208V205H207ZM217 206H218V205H217ZM219 206H220V205H219ZM219 206H218V207H219ZM19 207H20V206H19ZM31 207H32V205L30 206V208H31ZM154 207H155V206H154ZM154 207H153V208H154ZM172 207H173V206H171V208H172ZM208 207H209V208H207L208 210L211 209L210 206H208ZM3 208H4V206H3ZM22 208H23V207H22ZM30 208H28V209H30ZM47 208H49V207H47ZM171 208H169V209H171ZM175 208H176V207H175ZM9 209H12V210H13L12 207H11V208H8V210H9ZM44 209H45V211H48L46 208L43 207V210H44ZM49 209H50V212H51V208H49ZM167 209H168V207H167ZM218 209H219V208H218ZM218 209H217V210H218ZM8 210H7V211H8ZM16 210H17V209H16ZM16 210H15L14 212H16ZM26 210H27V207H26ZM40 210H41V208H40ZM152 210H153V209H152ZM171 210H172V209H171ZM171 210H169L168 215L170 214ZM220 210H221V206H220ZM4 211H5V210H4ZM9 211H10V210H9ZM188 211H189V210H188ZM28 212L30 213V212H31V209H30V211L28 210ZM28 212H27V215H28ZM41 212H42V210H41ZM117 212H118V211H117ZM190 212H191V211H190ZM2 213H3V211H2ZM48 213H49V212H47L46 215H49ZM53 213H55V211H54ZM162 213H163V212H162ZM186 213H187V212H186ZM7 214H8V212H7ZM10 214H11V213L9 212V215H8L7 217H9ZM15 214H16V213H15ZM17 214H18V211H17ZM44 214H45V213L41 214V217H42ZM146 214H147V213H146ZM165 214H167V213H165ZM180 214H181V213H180ZM183 214H184V212H183ZM209 214H211L210 211H209ZM12 215H13V214H12ZM30 215H34V216H35V214H32V213H30ZM51 215H52V214H51ZM142 215H143V214H142ZM144 215H145V214H144ZM152 215H153V214H152ZM157 215H158V213H157ZM162 215H163V214H162ZM211 215H212V214H211ZM4 216H5V214H4ZM19 216H20V215H19ZM44 216H45V215H44ZM52 216H55V214L52 215ZM147 216H148V215H147ZM184 216H185V215H184ZM207 216H208V215H207ZM1 217H2V215H1ZM22 217H23V216H22ZM22 217H21V222H23L22 219L24 220V218H25V217H24V218H22ZM29 217H30V216H29ZM29 217H28V220H29ZM145 217H146V216H145ZM149 217H150V215H149ZM165 217L167 218L166 215H165ZM165 217H164V218H165ZM233 217H235V216H233ZM233 217H231L230 222H228V228H229V224L233 225ZM239 217H240V216H239ZM12 218H15V221H17V220H16L17 217H14V215L12 216ZM12 218H11V219H12ZM146 218H147V217H146ZM166 218H165V219H166ZM236 218L238 219V216H237ZM6 219H7V218H6ZM19 219H20V218H19ZM175 219H176V217H175ZM175 219H174V221H175ZM178 219H180V218L178 217ZM183 219L185 220L186 218L184 217ZM239 219H240V218H239ZM147 220H148V219H146V221H147ZM152 220L154 221V218H153ZM156 220H157V218H156ZM156 220H155V221H156ZM162 220H163V217H162ZM186 220H187V219H186ZM258 220H259V219H258ZM139 221H140V220H139ZM148 221H149V220H148ZM150 221H151V218H150ZM167 221H168V219H167ZM167 221H166V222H167ZM170 221H171V219H170ZM192 221H193V220H192ZM194 221H195V220H194ZM194 221H193V222H194ZM263 221H264V220H263ZM0 222H1V221H0ZM21 222H18V223L21 225ZM166 222H165V224L167 225ZM175 222H176L175 224L177 225V219H176ZM184 222H185L184 225H183L182 223L180 224V225H182L183 227H185V225H186V221H184ZM216 222H217V221H216ZM231 222H232V223H231ZM235 222H236V221H235ZM18 223L15 224L16 227H17ZM27 223H29V221H28ZM141 223H142V222H141ZM151 223L153 224V222H151ZM151 223H148V224H151ZM157 223L160 224V221H159V222L157 221ZM187 223L189 224L190 222L188 221ZM196 223H197V221H196ZM214 223H215V222H214ZM22 224H23V223H22ZM29 224H30V223H29ZM31 224H32V219H31ZM146 224H147V223L144 224L143 229H146V226H145ZM169 224L171 225V223H168L167 226H170ZM175 224H174V225H175ZM190 224H191V223H190ZM193 224H194V223H193ZM211 224H212V223H211ZM211 224L209 223V225H211ZM218 224H219V223H218ZM240 224H241V223H240ZM253 224H254V223H253ZM23 225H25V227L28 226L27 224H23ZM162 225H163V224H162ZM174 225H173V226H174ZM176 225H175V226H176ZM209 225H208V226H209ZM255 225H256V222H255L254 226H255ZM2 226H3V225H2ZM2 226H1V227H2ZM4 226H5V225H4ZM4 226H3V227H4ZM12 226H14V225H13V224L11 225V228H10V229H11V233H12ZM154 226H155V225H154ZM154 226H153V225H152V227H151V226H148L147 228L151 227V229H152ZM156 226H157V224H156ZM160 226H161V225H160ZM182 226H181V227H182ZM186 226H187V225H186ZM212 226H213V224L211 225V227H212ZM225 226H226V225H225ZM6 227L8 228L9 225H7ZM6 227H4V229H5ZM19 227H20V226L18 225L17 229H18ZM21 227H22V225H21ZM25 227H24V228H25ZM177 227H178V226H177ZM223 227H224V226H223ZM232 227H233V226H232ZM255 227H256V226H255ZM255 227H254V229H255ZM24 228L22 227V230H21V228H20V231L23 232ZM155 228H156V227H154V229H155ZM163 228H164V230H165L166 226L164 225ZM207 228H208V227H207ZM230 228H231V226H230ZM237 228L240 229L239 227H237ZM13 229H14V228H13ZM31 229H33V228H31ZM141 229H142V228H141ZM143 229H142V230H143ZM154 229H153V230H154ZM168 229H169V228H168ZM168 229H167V230H168ZM174 229H175V228L173 227L172 230H174ZM176 229H177V228H176ZM217 229H218V231H219V227H218ZM217 229L214 231L215 234L217 233ZM254 229H252V230H254ZM7 230H9V228H8ZM18 230H19V229H18ZM18 230H17V231H18ZM146 230L148 231L147 234H149V233H150V229H146ZM146 230H145V231H146ZM158 230H159V227H158ZM177 230H178V229H177ZM180 230H181V229H180ZM205 230H206V228H205ZM222 230H225V229H222ZM232 230H233V228H232ZM169 231H170V229H169ZM169 231L167 232V234L169 233ZM220 231H221V230H220ZM226 231H227V230H226ZM226 231H225V232H226ZM4 232H6V230H4ZM14 232H15V235H16V233H17V236H18V233H19V232H16V230L13 231V233H14ZM28 232H29V230H28ZM154 232H155V231H154ZM159 232H160V230H159ZM161 232H163V231L161 230ZM164 232H165V231H164ZM172 232H174L175 235H177V234L179 233V231H178V232H176V231H170V233H171V234H170V237H171L170 240H172V238H173V236H172ZM205 232H206V231H205ZM262 232H263V231H262ZM0 233H1V230H0ZM155 233H156V235H157L158 232H155ZM165 233H166V232H165ZM176 233H177V234H176ZM222 233H223V232H222ZM231 233H232V231L230 232V234H231ZM236 233H237V232H236ZM255 233H256V232H255ZM3 234H4V233H3V230H2V237H4L5 235H7L8 232H6V234H4V236H3ZM21 234H22V233H21ZM23 234H24V233H23ZM30 234H32V233H31V230H30ZM158 234H159V233H158ZM162 234H163V233H162ZM167 234H166V236H167ZM204 234H205V233H204ZM213 234H214V233H213ZM218 234H219V233H217L216 235H218ZM263 234H264V233H263ZM263 234H262V235H263ZM8 235H9V234H8ZM8 235H7V236H8ZM32 235H33V234H32ZM152 235H153V234H152ZM152 235H151V236H152ZM173 235H174V234H173ZM186 235L188 236V234H186ZM228 235H229V232H228L227 236H228ZM259 235H260V233H259ZM259 235H258V236H259ZM262 235H261V236H262ZM0 236H1V235H0ZM9 236H10V235H9ZM20 236L23 238L24 235L22 236V235H20V233H19V237H18V239H20V241H22V238H21ZM147 236H148V235H147ZM153 236H154V235H153ZM160 236H161V235L159 234V237H160ZM189 236H190V233H189ZM253 236H255V234H254V235L252 234L251 237H253ZM12 237H13V236H12ZM12 237H11V238H12ZM33 237H34V235L31 236V238H33ZM149 237H150V236H149ZM154 237H156V236H154ZM159 237H158V238H159ZM162 237L164 238V234H163ZM162 237H161V239H162ZM167 237L169 238V234H168ZM256 237H257V235H256ZM11 238H10V239H11ZM24 238H25V237H24ZM24 238H23V239H24ZM67 238H68V237H67ZM168 238H166V239H168ZM184 238H186V237L184 236ZM190 238H192V237H190ZM254 238H255V237H254ZM1 239L3 240L2 243H5V244H6V242H4V239H3V238H1ZM18 239H16V240H18ZM33 239H34V238H33ZM151 239H152V238H151ZM166 239H164V241H165ZM174 239H175V237H174ZM192 239H193V238H192ZM192 239H191V240H192ZM256 239H257V238H256ZM13 240H14V239H13ZM30 240H32V239H30ZM67 240H70V237H69V239H67ZM154 240H155V238H154ZM157 240H158V239H156V243L159 242V241H157ZM188 240H189V239H188ZM191 240H190V241H191ZM254 240H255V239H254ZM257 240H258V239H257ZM259 240H260V238H259ZM0 241H1V240H0ZM142 241H143V240H142ZM13 242H15V240H14ZM18 242H19V240H18ZM18 242L16 243V245L12 246L13 248H11V249L13 250V252H14V251L21 250V249L24 247L22 243H18ZM72 242H73V244H75L73 240H72ZM165 242H166V241H165ZM167 242H168V241H167ZM146 243H148V242H146ZM154 243H155V241H154ZM160 243H161V241H160ZM168 243H169V242H168ZM172 243H173V242H172ZM172 243H171V245H172ZM191 243H192V242H191ZM202 243H203V242H202ZM8 244H10V242H9ZM163 244L165 245V243H163ZM177 244H178V243H177ZM189 244H190V243H189ZM70 245H71V242H70ZM146 245H147V244H146ZM146 245H145V247H146ZM155 245H156V244H155ZM167 245H168V244H167ZM204 245H205V244H204ZM2 246H3V244H2ZM2 246H1L0 249H2ZM157 246H158V244L156 245V247H157ZM205 246H206V245H205ZM151 247L153 248L152 244H151V246H150V249H151ZM154 247H155V246H154ZM156 247H155V249H156ZM163 247H164V246H163ZM67 248H68V250H69V247H68V246H67ZM146 248H147V247H146ZM146 248H145V249H146ZM157 248H159V250H160V249L162 248V243H161V248H160V246H158ZM9 249H10V248H9ZM31 249H36V248L33 247V248H30V250H31ZM78 249H79V248H77V250H75V251H78ZM150 249H149V250H150ZM162 249H163V248H162ZM71 250H72V248H71ZM79 250H80V249H79ZM147 250H148V249H147ZM152 250H153V249H151L150 251H152ZM156 250H157V249H156ZM31 251H32V250H31ZM33 251H34V250H33ZM150 251H149V252H150ZM153 251H154V253H155V250H153ZM13 252H12V253H13ZM156 252H157V251H156ZM24 253H25V252H24ZM26 253H27V252H26ZM49 253H50V252H49ZM56 253H57V252H56ZM73 253H74V249H73ZM73 253L71 254V252H69V255L71 254L72 257L74 258L77 254H75V256H74ZM152 253H153V252H152ZM152 253H151V255H152ZM154 253H153V254H154ZM78 254H79V252H78ZM5 255H6V254H5ZM52 255L54 256V253H53ZM55 255H56V254H55ZM164 255H165V254H164ZM20 256H21V255H20ZM36 256H37V255H36ZM36 256H35V257H36ZM2 257H3V256H2ZM5 257H6V256H5ZM9 257H10V256H9ZM16 257H17V256H16ZM37 257H38V256H37ZM50 257H51V254H50ZM163 257H164V256H163ZM232 257H233V256H232ZM69 258H70V257H69ZM237 258H238V257H237ZM242 258H243V256H242ZM0 259H2V258H0ZM4 259H5V258H4ZM17 259H18V258H17ZM78 259H79V257H78ZM166 259H167V257H166ZM71 260H72V259H71ZM74 260H75V262H76V259H75V258H74ZM162 260H163V259H162ZM168 260H169V259H168ZM6 261H7V260H6ZM14 261H15V260H14ZM44 261H45V260H44ZM53 261H54V260H53ZM66 261H67V260H66ZM66 261L64 260V263H66ZM159 261H160V260H159ZM225 261H226V260H225ZM16 262H17V261H16ZM16 262H15V264H16ZM61 262H62V261H61ZM237 262H238V261H237ZM239 262H240V261H239ZM4 263H5V260H4ZM19 263H20V262H19ZM19 263H18V264H19ZM21 263H22V262H21ZM23 263H24V262H23ZM49 263H50V261H49ZM52 263H53V262H52ZM62 263H63V262H62ZM72 263H73V262H72ZM72 263L70 262V264H72ZM77 263H79L78 260H77ZM152 263H153V262H152ZM154 263H155V262H154ZM221 263H222V262H221ZM0 264H1V263H0ZM41 264H42V263H41ZM46 264H47V263H46ZM53 264H54V263H53ZM66 264H69L68 261H67ZM84 264H86V263H84ZM171 264H172V262H171ZM234 264H235V263H234Z\"/></svg>",
    "mask_w": 264,
    "mask_h": 264
},
{
    "label": "crops",
    "instance_id": "crops-1",
    "mask_svg": "<svg viewBox=\"0 0 264 264\" xmlns=\"http://www.w3.org/2000/svg\"><path fill=\"white\" fill-rule=\"evenodd\" d=\"M189 142L187 138H179L175 143L159 146L146 160L135 163L131 168L134 171L128 176L137 177V192L161 196L185 186L189 175L195 173L188 163ZM147 189H151L150 193Z\"/></svg>",
    "mask_w": 264,
    "mask_h": 264
}]
</instances>
